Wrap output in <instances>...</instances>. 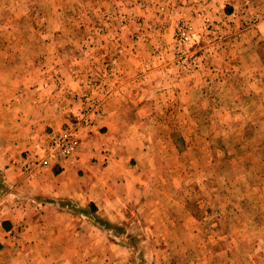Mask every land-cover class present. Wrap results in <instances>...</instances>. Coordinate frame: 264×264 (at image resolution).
Here are the masks:
<instances>
[{
    "label": "rangeland",
    "instance_id": "374dc122",
    "mask_svg": "<svg viewBox=\"0 0 264 264\" xmlns=\"http://www.w3.org/2000/svg\"><path fill=\"white\" fill-rule=\"evenodd\" d=\"M209 1L0 0V106L26 114L42 89L76 117L97 107L81 149L117 176L98 215L59 208L72 219L50 215L46 227L26 216L8 235L64 232L63 251L57 237L53 255L23 256L9 240L0 264H264V0ZM51 131L21 153L25 173L41 169L23 164Z\"/></svg>",
    "mask_w": 264,
    "mask_h": 264
},
{
    "label": "crops",
    "instance_id": "0c3cea01",
    "mask_svg": "<svg viewBox=\"0 0 264 264\" xmlns=\"http://www.w3.org/2000/svg\"><path fill=\"white\" fill-rule=\"evenodd\" d=\"M230 4L233 5L232 2ZM122 50L130 52V47L127 49L122 48ZM127 60L129 62H125V64L130 63L128 64L129 67L131 63L133 64V60L135 63L141 61L138 58H128ZM39 89L37 88L35 91ZM41 92L43 93L42 89L37 92L38 97H36L38 100L33 102L28 113L15 114L13 119L7 116L14 108L13 103L11 107H9V104L5 105L4 103H1L4 105L0 106V250L6 247V242L12 240L21 242L23 256L31 254L30 256L42 258L53 255L51 251L55 246L54 243H56L57 240L55 239L57 237L59 250L63 251L65 249L66 233L23 232L16 234L15 237L13 235L9 237L8 235L12 234L15 228L14 226L24 224V220L28 216L29 221H32L34 226L46 225L47 227L49 225V227H52L56 224L54 219L57 218L49 216H54V214L55 217L56 214H59V216H62L61 214L65 215V213H56L57 209L71 208L74 205L88 208L92 204L94 210L89 215L94 217V215H98L94 207L105 210L106 198L109 192L104 186L110 181L109 176L111 178L117 176L114 174L109 175L108 170L97 168L95 163L90 162L94 157L100 160L97 152L92 153L90 148H80L75 158L71 162L61 165V169L58 166L49 165L30 173L23 171L20 157L21 153L30 144L31 139L47 129L52 130V132L58 131L67 122L68 116L76 117L77 114L74 105L68 107L67 103L69 102L63 96L59 97V92L52 91L53 95L49 96L47 100L39 98ZM50 92L51 90H47L48 94ZM114 95L115 93H113V96L110 94L107 97L109 99L103 110L105 112L103 123L108 126L115 121L113 113L116 112V106L113 100L116 102L117 99ZM18 98L21 97L18 95ZM60 99L61 102H59ZM21 127L25 128L26 131L19 135L17 130ZM14 136L16 137L12 138ZM90 138L92 143L89 147H96L97 139L93 136ZM108 185L110 186V183ZM38 210L47 212L48 216H36L35 211ZM104 215H107V213ZM65 216H68V218H64ZM65 216L59 217L61 219L59 222L64 219H72L69 215ZM106 218L107 220H103L106 224L112 221L109 216H106ZM76 219L86 223L87 219L94 218L80 217ZM101 223L104 222L101 221ZM89 236L90 234H85L83 237L88 241L87 237ZM102 250L101 244L95 248V253H88L85 249V256L91 254L97 256ZM36 263H39V259L36 260Z\"/></svg>",
    "mask_w": 264,
    "mask_h": 264
},
{
    "label": "built area",
    "instance_id": "2783aa9c",
    "mask_svg": "<svg viewBox=\"0 0 264 264\" xmlns=\"http://www.w3.org/2000/svg\"><path fill=\"white\" fill-rule=\"evenodd\" d=\"M190 29H181L179 42L189 39ZM88 113L79 112L75 122L63 125L56 132H49L33 143L32 149L26 154L23 168L28 171L31 167L45 168L49 165L58 166L71 162L78 154L86 133L99 122L102 114L97 107L89 106Z\"/></svg>",
    "mask_w": 264,
    "mask_h": 264
},
{
    "label": "trees",
    "instance_id": "16d2710c",
    "mask_svg": "<svg viewBox=\"0 0 264 264\" xmlns=\"http://www.w3.org/2000/svg\"><path fill=\"white\" fill-rule=\"evenodd\" d=\"M89 207L91 208V212H93V205L91 204V205H89Z\"/></svg>",
    "mask_w": 264,
    "mask_h": 264
}]
</instances>
